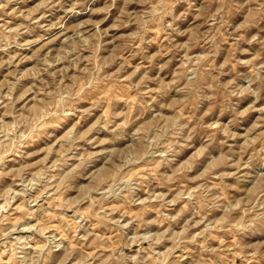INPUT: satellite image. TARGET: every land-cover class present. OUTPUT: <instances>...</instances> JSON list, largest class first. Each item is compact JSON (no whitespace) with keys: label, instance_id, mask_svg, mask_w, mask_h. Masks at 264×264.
<instances>
[{"label":"clouds","instance_id":"9594fccd","mask_svg":"<svg viewBox=\"0 0 264 264\" xmlns=\"http://www.w3.org/2000/svg\"><path fill=\"white\" fill-rule=\"evenodd\" d=\"M0 71V264H264V0H0Z\"/></svg>","mask_w":264,"mask_h":264},{"label":"rangeland","instance_id":"374dc122","mask_svg":"<svg viewBox=\"0 0 264 264\" xmlns=\"http://www.w3.org/2000/svg\"><path fill=\"white\" fill-rule=\"evenodd\" d=\"M102 18L103 13L98 14ZM71 27V26H69ZM55 31V29H53ZM114 32H120L122 35H126L127 33L123 32V30H117L113 29ZM63 37H61V40ZM44 41H41V44H43ZM61 41L58 40L55 42V44H49V48L57 47L60 45ZM40 47V44L33 45V48L31 51L26 50L25 54L31 55L33 51H35L37 48ZM47 49H45L46 51ZM138 66V61H129V71L131 72ZM35 63L31 60H25L24 62L20 63L19 68L21 73H27L30 71H35ZM6 75V72L0 71V80H3ZM151 86V85H150ZM80 87H83V81H81ZM114 91L113 85H108L107 88H105L101 92L102 97H108L112 95ZM128 101L129 103H132L135 101V96H124L120 95L118 102L123 104L125 101ZM56 103H60L59 99H57ZM82 105H87L91 107V104L88 101H81ZM36 105L33 103L30 105V109L35 108ZM109 116V108L105 106L103 111H94V114L92 117L85 119L82 115H72L69 114L68 118L66 120L60 121L59 123H56L55 121H52L51 123H47L42 120V123H45L47 126L43 130L48 131L52 133L53 135L49 136L50 145H43L44 148L48 149V151L52 154V156H61L63 155V149L67 148L70 141L67 140V138L72 134L73 129H76L80 133V140L77 142L75 147L79 150L81 146L84 145V134L87 132L88 128H90L96 121L100 120L101 117H103L105 120L108 119ZM89 139H100L101 141L109 139V136L105 134L101 137L91 136ZM34 144H39V141H33ZM89 149L91 150V145H88ZM105 147L103 143L99 145V147L96 149L97 151L100 150V148ZM70 154V153H69ZM43 155V152L41 153ZM51 158V157H49ZM58 161L56 159H52V163L55 164ZM136 209L133 208L132 211H135ZM153 216L155 213L152 214Z\"/></svg>","mask_w":264,"mask_h":264}]
</instances>
